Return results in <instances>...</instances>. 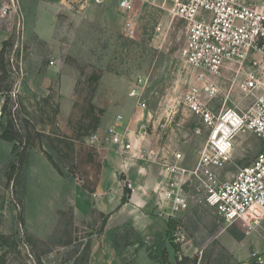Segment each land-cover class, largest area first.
<instances>
[{
	"label": "rangeland",
	"instance_id": "rangeland-1",
	"mask_svg": "<svg viewBox=\"0 0 264 264\" xmlns=\"http://www.w3.org/2000/svg\"><path fill=\"white\" fill-rule=\"evenodd\" d=\"M118 1L0 0V47L10 42L0 134L9 126L17 134L15 140L0 137V264H134L139 243L159 264L183 257L194 260L187 264H244L252 252H264V227L250 233L242 223L226 227L199 202L149 245L118 219L109 233L117 263L103 261L99 251L91 256L109 218L93 203L104 150L90 141L93 134L102 135L122 114L126 131L143 136L141 158L154 177L152 210L164 163L178 151L192 166L206 141L208 128L190 100L213 112L252 101L236 65L205 80L185 62L186 24L176 10L186 0H130V12ZM128 17L132 36L125 30ZM139 77L142 94L130 97ZM209 84L216 90H207ZM259 148L251 132L238 136L232 162L220 170L223 179H232ZM16 153L24 154L22 163Z\"/></svg>",
	"mask_w": 264,
	"mask_h": 264
},
{
	"label": "built area",
	"instance_id": "built-area-1",
	"mask_svg": "<svg viewBox=\"0 0 264 264\" xmlns=\"http://www.w3.org/2000/svg\"><path fill=\"white\" fill-rule=\"evenodd\" d=\"M84 1L104 4L108 0ZM118 6L124 12L132 10L130 0H119ZM176 14L186 24L180 49L185 62L201 69L205 80L236 65L240 87L252 101L247 107L226 106L213 112L199 99L190 100L191 110L202 118L208 135L192 166L185 165L178 151L164 163L159 172L162 179L154 187L157 214L176 219L199 202L226 227L242 223L247 233L256 231L264 227V0H186L178 3ZM125 30L128 36L134 34L130 17ZM143 83L142 77L137 78L128 95L138 98ZM206 89L216 90L211 84ZM123 122V115L117 114L102 135L96 132L90 141L97 147L109 143L121 154H130L132 143L121 130ZM244 132L254 134L260 148L248 165L225 180L220 170L232 162L236 138ZM127 186L132 189L130 183ZM244 264H264V252H252Z\"/></svg>",
	"mask_w": 264,
	"mask_h": 264
},
{
	"label": "crops",
	"instance_id": "crops-1",
	"mask_svg": "<svg viewBox=\"0 0 264 264\" xmlns=\"http://www.w3.org/2000/svg\"><path fill=\"white\" fill-rule=\"evenodd\" d=\"M124 125L123 122L121 130L132 143L131 152L121 154L116 146L109 143L103 144L101 148L104 150L99 148L102 163L99 181L92 193L94 206L99 211L109 214V218L99 238L98 246L92 243L91 256L99 251L102 253L103 261L107 260L109 263L118 261L109 237L110 230L117 224L118 219L123 218L135 233L145 239L147 245L162 239L168 227L166 219L157 214L155 207L149 210L148 193L153 188L154 177L149 162L141 158L140 147L143 145V136L134 131H126ZM125 182L130 183L132 189L128 201L122 204ZM134 264H159V262L148 257L145 247H141Z\"/></svg>",
	"mask_w": 264,
	"mask_h": 264
},
{
	"label": "trees",
	"instance_id": "trees-1",
	"mask_svg": "<svg viewBox=\"0 0 264 264\" xmlns=\"http://www.w3.org/2000/svg\"><path fill=\"white\" fill-rule=\"evenodd\" d=\"M9 40L6 39V40H3L2 43H1V47H0V90H1V83L3 81L6 80V72H5V64H4V56H5V53H6V48L7 46L9 45ZM1 92V91H0ZM6 98L5 100L3 101L2 105H1V110H4L5 108V104H6ZM0 137L2 139H5V140H15L17 138V134H15L13 131H12V127L9 126V129L4 127V129L2 130V133L0 134ZM14 152V150H12ZM19 153H16V155H18ZM24 160V154L22 155L21 153L19 154V159H18V162L19 163H22ZM16 164H12L10 166V173L8 174L7 176V179L8 181H12L14 179V175H15V171H16ZM131 195V190L130 188H127L126 186H124L123 188V196L121 198V203L124 204L128 201L129 197ZM106 219L104 220V223L106 222L107 220V216L105 217ZM170 223H173L171 220L169 222H167V225L169 226ZM139 246L142 247V245L139 243ZM152 258V256H151ZM194 263V260H191L187 257H183L181 258L179 261H176L175 264H187V263Z\"/></svg>",
	"mask_w": 264,
	"mask_h": 264
}]
</instances>
